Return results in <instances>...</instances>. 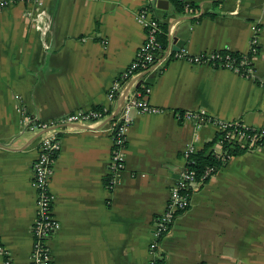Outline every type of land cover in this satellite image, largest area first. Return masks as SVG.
Listing matches in <instances>:
<instances>
[{
	"label": "crops",
	"instance_id": "0c3cea01",
	"mask_svg": "<svg viewBox=\"0 0 264 264\" xmlns=\"http://www.w3.org/2000/svg\"><path fill=\"white\" fill-rule=\"evenodd\" d=\"M186 1L190 12L168 0L166 8L154 0H41L31 14L23 0L0 10V264H28L32 246L30 165L41 131L28 130L23 117L49 121L112 107L106 89L143 40L138 9L148 6L164 23L166 45L174 36L191 54L246 53L256 27L251 71L168 59L148 82V102L162 111H129L123 166L111 185L110 116L63 132L48 184L59 223L48 237L51 264H153L152 219L183 168L182 152L202 150L217 133L209 121L176 113L201 109L211 119L264 128V0ZM159 245L161 264H264V145L225 159Z\"/></svg>",
	"mask_w": 264,
	"mask_h": 264
},
{
	"label": "built area",
	"instance_id": "2783aa9c",
	"mask_svg": "<svg viewBox=\"0 0 264 264\" xmlns=\"http://www.w3.org/2000/svg\"><path fill=\"white\" fill-rule=\"evenodd\" d=\"M23 0H0V10L4 7ZM32 6L25 7V13L37 12L41 6V0H26ZM187 7V1L185 0ZM191 11L190 7L186 9ZM134 20L143 29V40L135 51L125 70L114 78L108 85L105 96L112 107L98 106L88 109H76L64 116L49 120L38 121L24 116V122L30 131H41L38 151L31 162L30 186L35 192V215L31 225L32 246L28 264H51L48 237L59 227L58 221L52 214V195L48 184L53 171V162L60 147V136L63 132L75 130L79 127H92L105 116H110V129L112 149L108 165V183H114V175L123 166L124 159V135L130 124L128 113L131 109L139 114L159 113L161 108L148 102L147 96L150 86L146 78L161 72L168 59H182L194 64H206L230 70L234 73L249 76L250 55L258 48L257 28L252 27V35L248 41V51L238 53L228 48L213 49L206 52L191 54L185 49L174 50L167 43L164 48L157 39L159 22L150 13L148 6L142 7L134 14ZM18 111H22L20 108ZM178 119H190L195 122L209 121L217 128L218 137L211 148L213 157L219 162L214 168L206 167L199 178L193 175L187 167L189 155L195 150L193 146L186 147L182 152L183 168L177 179L169 188L168 197L163 210L152 219L151 240L148 251L160 258L159 242L168 235L172 224L181 212L190 205L193 191L198 189L206 179L222 164L229 155L221 149L224 141L246 140L247 144H253L264 137V128L244 125L238 120H220L206 117L203 110H184L176 113ZM261 146V142L255 143ZM0 246V253H2ZM1 264H10L4 258Z\"/></svg>",
	"mask_w": 264,
	"mask_h": 264
},
{
	"label": "trees",
	"instance_id": "16d2710c",
	"mask_svg": "<svg viewBox=\"0 0 264 264\" xmlns=\"http://www.w3.org/2000/svg\"><path fill=\"white\" fill-rule=\"evenodd\" d=\"M175 11L184 12L187 7L191 5L187 3V7L185 6V0H168ZM157 39L161 45V48L166 46V38H165V29L164 23L159 22V31L157 33ZM218 137V133L212 138L209 142H207L202 150L194 151L189 155V163L187 167L192 170L193 175L197 178L201 176L204 169L206 167L212 166L216 168L219 165V162L213 157L211 153V148L215 143L216 138ZM261 142L264 145V137L260 138L258 141L254 142L253 144H247L246 140H230L224 141L221 144V149H223L229 156L238 154L247 148H253L256 146L255 143ZM210 146L209 149H207ZM161 259L157 258L153 261V264H161Z\"/></svg>",
	"mask_w": 264,
	"mask_h": 264
},
{
	"label": "water",
	"instance_id": "95a60500",
	"mask_svg": "<svg viewBox=\"0 0 264 264\" xmlns=\"http://www.w3.org/2000/svg\"><path fill=\"white\" fill-rule=\"evenodd\" d=\"M155 3H156V6L158 8H166V0H154ZM168 43L171 44V48L174 49V50H177L179 49L180 46H178V44L176 43V38L174 36H168ZM153 79V76L150 75L146 78V82H150L152 81Z\"/></svg>",
	"mask_w": 264,
	"mask_h": 264
}]
</instances>
